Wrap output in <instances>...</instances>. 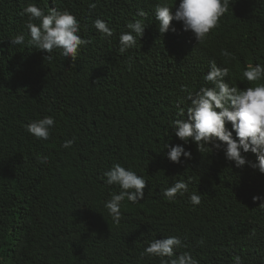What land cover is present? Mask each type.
I'll use <instances>...</instances> for the list:
<instances>
[{
  "label": "trees",
  "instance_id": "16d2710c",
  "mask_svg": "<svg viewBox=\"0 0 264 264\" xmlns=\"http://www.w3.org/2000/svg\"><path fill=\"white\" fill-rule=\"evenodd\" d=\"M157 2L0 0V264H160L141 253L166 236L182 241L177 255L190 252L199 264H233L235 256L264 264V208L252 199L264 196V174L235 167L222 151L200 153L170 128L177 106L189 104L187 91L211 86L203 79L210 61L229 68L230 85L252 86L242 71L264 64V0H230L202 43L175 20L161 34ZM29 3L75 15L79 35L90 41L75 62L59 50L48 58L30 43L22 14ZM96 18L113 29L112 37L92 26ZM136 19L145 23L143 35L120 54L119 35ZM21 33L24 43L12 45ZM221 49L233 58L226 62ZM45 116L55 127L48 140L36 139L25 125ZM66 140H74L67 149ZM165 143L182 145L191 158L169 161ZM115 163L147 181L144 199L122 203L119 224L104 208L110 193L120 191L103 175ZM177 180L201 194L198 206L187 193L163 197Z\"/></svg>",
  "mask_w": 264,
  "mask_h": 264
},
{
  "label": "clouds",
  "instance_id": "9594fccd",
  "mask_svg": "<svg viewBox=\"0 0 264 264\" xmlns=\"http://www.w3.org/2000/svg\"><path fill=\"white\" fill-rule=\"evenodd\" d=\"M230 0H158L154 5V19L158 23L161 34L170 28V22L175 20L182 23V30L191 32L195 41L202 43L208 34L219 27L220 18L228 11ZM95 8V4H90ZM173 8L175 10L173 11ZM22 14L28 17L24 27L30 36V43L34 48L48 53L59 50L65 58L76 61L80 49L90 43L79 35L80 22L68 10L49 8L47 13L34 3L23 8ZM144 17L146 13L138 11ZM33 21H36L35 23ZM92 26L104 38L113 36L107 22L101 18L92 21ZM127 31L119 35L118 52L124 54L136 46L137 37L143 35L145 23L136 19L126 24ZM172 31H175L173 28ZM25 41L23 33L11 39L12 45H20ZM220 55L227 62L233 54L227 49H221ZM229 75V68L218 66L215 61L209 62V70L204 75V81L211 85L201 87L199 91H187L186 99L189 104L185 107L177 106V117L172 121L171 129L185 144L189 139L195 143L201 152L222 151L227 161L235 167L245 165L264 174V64L248 63L242 71L244 80L252 86L239 88L230 85L225 80ZM231 125L229 129L226 125ZM55 127V120L51 116L33 120L25 125L26 131L36 139L48 140ZM235 133V138L233 136ZM74 140H66L61 147L70 148ZM166 156L173 163H180L181 156L190 159L191 152L182 145L169 146ZM253 153L255 161L247 160L242 153ZM42 163L48 162V157H40ZM108 185L118 186L120 191L111 192L110 198L104 202L113 223L119 224L122 213V203L127 200L133 204L144 199V188L147 181L131 168L120 163L104 172ZM188 194V201L193 206L201 203V194L189 193L188 183L177 180L163 189L165 199L172 201L177 195ZM253 201H260L264 208V196H253ZM177 236H166L163 239H152L148 242L141 256L160 258V264H199L190 252L176 254V249L183 247ZM233 264H242L240 256H235Z\"/></svg>",
  "mask_w": 264,
  "mask_h": 264
},
{
  "label": "bare ground",
  "instance_id": "6f19581e",
  "mask_svg": "<svg viewBox=\"0 0 264 264\" xmlns=\"http://www.w3.org/2000/svg\"><path fill=\"white\" fill-rule=\"evenodd\" d=\"M4 87V86H3ZM191 180V179H190ZM114 230V229H113ZM111 231V230H110ZM121 233V232H120ZM125 240V239H124ZM122 241V240H121ZM16 242V241H15ZM14 247V246H13ZM18 248H20V247H18ZM9 252V251H8ZM8 259V258H7ZM13 263V262H12Z\"/></svg>",
  "mask_w": 264,
  "mask_h": 264
}]
</instances>
